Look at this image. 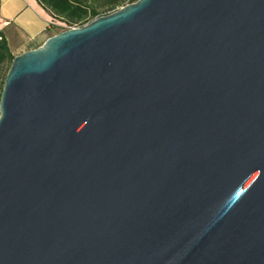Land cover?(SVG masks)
<instances>
[{"label": "water", "instance_id": "95a60500", "mask_svg": "<svg viewBox=\"0 0 264 264\" xmlns=\"http://www.w3.org/2000/svg\"><path fill=\"white\" fill-rule=\"evenodd\" d=\"M0 264H264V0H136L14 56Z\"/></svg>", "mask_w": 264, "mask_h": 264}, {"label": "crops", "instance_id": "0c3cea01", "mask_svg": "<svg viewBox=\"0 0 264 264\" xmlns=\"http://www.w3.org/2000/svg\"><path fill=\"white\" fill-rule=\"evenodd\" d=\"M59 23L37 0H0V32L14 56L40 46Z\"/></svg>", "mask_w": 264, "mask_h": 264}, {"label": "trees", "instance_id": "16d2710c", "mask_svg": "<svg viewBox=\"0 0 264 264\" xmlns=\"http://www.w3.org/2000/svg\"><path fill=\"white\" fill-rule=\"evenodd\" d=\"M52 16L67 25L82 26L93 19L114 12L117 8L136 0H37ZM14 55L10 52L8 43L0 32V70L7 64L5 75L0 74V95L5 76Z\"/></svg>", "mask_w": 264, "mask_h": 264}, {"label": "rangeland", "instance_id": "374dc122", "mask_svg": "<svg viewBox=\"0 0 264 264\" xmlns=\"http://www.w3.org/2000/svg\"><path fill=\"white\" fill-rule=\"evenodd\" d=\"M128 4V3H127ZM126 5V4H125ZM117 9H119V8H117ZM107 15V14H106ZM101 16H103V15H101ZM62 22V21H61ZM60 24V23H59ZM67 25V24H66ZM59 30H58V32H60V31H63L65 28H61V27H59L58 28ZM57 32V33H58ZM6 69H7V64H3L2 66H1V70H0V74H1V76L3 77L4 75H5V71H6Z\"/></svg>", "mask_w": 264, "mask_h": 264}, {"label": "built area", "instance_id": "2783aa9c", "mask_svg": "<svg viewBox=\"0 0 264 264\" xmlns=\"http://www.w3.org/2000/svg\"><path fill=\"white\" fill-rule=\"evenodd\" d=\"M52 25H56V24L55 23H52ZM58 27L65 28L64 30H66V29H69V28H74V27H79V26H77V25L70 26V25H66L65 23H60L58 25Z\"/></svg>", "mask_w": 264, "mask_h": 264}]
</instances>
